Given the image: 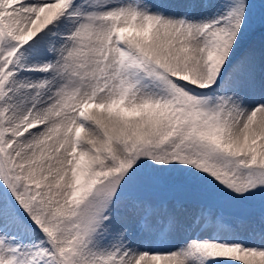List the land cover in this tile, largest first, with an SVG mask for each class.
<instances>
[{
	"label": "snow or ice",
	"instance_id": "snow-or-ice-1",
	"mask_svg": "<svg viewBox=\"0 0 264 264\" xmlns=\"http://www.w3.org/2000/svg\"><path fill=\"white\" fill-rule=\"evenodd\" d=\"M0 264H264V0H0Z\"/></svg>",
	"mask_w": 264,
	"mask_h": 264
}]
</instances>
